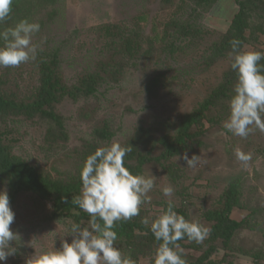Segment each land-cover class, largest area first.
<instances>
[{
	"label": "rangeland",
	"instance_id": "374dc122",
	"mask_svg": "<svg viewBox=\"0 0 264 264\" xmlns=\"http://www.w3.org/2000/svg\"><path fill=\"white\" fill-rule=\"evenodd\" d=\"M240 8L242 47L264 52V0H22L0 31L21 19L38 22L40 31L32 38L37 55L18 67L0 68V94L31 102L43 74L53 68L62 89L50 109L62 117L64 128L61 134L38 113L3 110L0 139L42 175L68 181L97 147L130 146L140 129L153 138L172 137L233 72L227 54L237 35L230 23ZM235 82L236 75L226 96L206 113L203 136L169 159L144 164L140 173L155 176L156 186L148 194L150 203L131 219L151 222L171 199L186 220L209 229L205 213L218 205L229 182H238L240 196L231 217L243 219V226L226 249L210 234L199 244L185 237L178 243L187 262L212 248L210 258L223 259L220 264H264V132L254 130L243 139L224 129ZM236 148L251 154L247 167L236 159ZM184 153L201 156V162L188 167L177 159ZM167 184L174 187L171 197L162 192ZM0 191L8 194L15 214L11 230L20 236L16 254L0 264H26L42 251L59 248L61 240L71 242L66 235L73 223L87 225V219L56 215L48 199L31 191L10 198L7 177ZM115 246L134 264H152L155 245L117 241Z\"/></svg>",
	"mask_w": 264,
	"mask_h": 264
},
{
	"label": "clouds",
	"instance_id": "9594fccd",
	"mask_svg": "<svg viewBox=\"0 0 264 264\" xmlns=\"http://www.w3.org/2000/svg\"><path fill=\"white\" fill-rule=\"evenodd\" d=\"M13 0H0V24L6 21L12 11ZM40 31L38 22L21 19L13 27L0 31V68L18 67L35 60L38 45L32 42L33 35ZM228 52L230 69L236 75L232 94L228 101L229 115L223 122L224 129L235 136L246 139L251 132H264V52L247 50L239 39L230 41ZM132 150L119 142L97 147L84 159L79 172L80 194L72 202L90 219L86 226L73 223L66 236L71 242L61 240L59 248L42 251L32 256L26 264H134L118 247V234L114 230L117 222L128 221L138 216L141 206L150 203L148 195L156 186V177L133 174L125 167V157ZM236 159L247 167L251 154L240 148L234 149ZM182 158L186 165L195 168L201 156ZM163 195L171 197L174 187L167 184ZM171 199L166 209L149 221L141 222L149 227L158 242L152 257V264H187L184 249L179 241L185 237L190 242L202 243L210 229L198 220H186L178 214ZM15 214L10 208L6 191H0V262L17 252L20 242L18 233L11 230Z\"/></svg>",
	"mask_w": 264,
	"mask_h": 264
},
{
	"label": "trees",
	"instance_id": "16d2710c",
	"mask_svg": "<svg viewBox=\"0 0 264 264\" xmlns=\"http://www.w3.org/2000/svg\"><path fill=\"white\" fill-rule=\"evenodd\" d=\"M21 1L22 0H13L12 9ZM241 13L242 9L240 8V10L235 13L230 23V31H233L237 35L236 39L242 37V26L240 25ZM232 39L233 37L230 40ZM233 76H235V73H230L223 83L212 90L198 110L184 119L177 132L172 137L153 138L148 133V130L140 129V134L138 136L140 140L137 141V138L134 143L129 146L132 150L125 157V167L133 174H140L144 164L159 162L161 159H169L173 155L183 151L188 146L189 140L203 136L207 129L205 126L206 113L215 106L220 99L226 96L229 83ZM61 89L62 81L60 76L53 68L49 69L41 78L39 91L35 99L31 102L23 103L4 98L0 94V111L11 110L23 115L38 113L51 120L60 130L61 134H63L64 127L62 117L50 109L51 104L56 101ZM193 126L194 128L191 129ZM155 150L159 151L155 153ZM5 177H7L11 183L10 198H13V196L21 191L28 190L42 198L48 199L55 214L58 216H69L76 222L83 219H90L86 212L82 211L72 202L73 198L79 195L81 191L79 175L68 181L52 179L42 175L27 162L12 155L7 145L0 139V181ZM239 196L238 182L235 180L229 182L222 192L218 205L207 210L204 215V218L211 223V237L220 240L224 249L229 246L234 232L244 224L243 219L235 220L231 217L233 208L238 204ZM177 212L185 217V212L182 209H177ZM114 230L118 234L117 241H124L126 243H147L155 245L156 247L158 245L149 227L139 221L133 219L119 221ZM211 254L212 248H208L194 261L187 262V264L223 263V259L216 261L210 258ZM225 264L231 263L228 261Z\"/></svg>",
	"mask_w": 264,
	"mask_h": 264
}]
</instances>
